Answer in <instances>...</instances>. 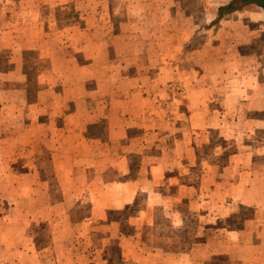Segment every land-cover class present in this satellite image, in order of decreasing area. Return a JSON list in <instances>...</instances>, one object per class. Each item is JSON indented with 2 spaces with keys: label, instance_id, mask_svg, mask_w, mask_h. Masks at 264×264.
<instances>
[{
  "label": "crops",
  "instance_id": "obj_1",
  "mask_svg": "<svg viewBox=\"0 0 264 264\" xmlns=\"http://www.w3.org/2000/svg\"><path fill=\"white\" fill-rule=\"evenodd\" d=\"M3 1L8 0H0V154H29L38 156L41 163L47 160V168L31 164L26 169L46 178L52 187H61L65 196H59L55 209L47 214L29 217L70 220L67 227L55 221L56 229L49 233L44 248L37 244L38 233L28 236L31 231L20 222L26 217L22 211L3 221L0 256L5 264H88V242L95 235H104L99 249L107 251V264L118 255L124 264H186L180 257V244L177 249L164 244L143 251L144 243L137 240L139 230H147L141 213L129 217L125 230H119L118 246L111 253L106 232L95 227L106 223L114 208L138 203L141 210H147L160 195L181 185L177 176L183 165L188 167L187 174L190 167L201 169L195 158L187 159L184 152L190 144L177 135L176 119L189 118L193 132L209 118L208 105L198 102L200 96L190 95L183 101L184 97L173 94L177 83L184 87V96L206 89L207 83L200 79L209 75V68L196 61L199 52L193 53L194 64L175 60V42L155 39L156 22L146 24L151 33L143 37L142 22L129 19L128 11L141 12L149 7L147 3L39 0L44 2L25 7L18 2L26 0L10 6ZM57 6L69 17L63 25L43 19L44 14L55 13ZM207 59L222 60L217 51ZM260 70H245L248 80L237 90L229 89L241 93L246 115L252 109L259 113L264 105L260 95L264 72ZM210 77L213 81L214 76ZM216 83L218 76L211 91ZM105 101L119 105L107 108L106 118L89 114L93 105L96 108ZM257 122L264 121L258 117ZM242 174L251 179L249 169H242ZM88 203L89 212L77 215ZM146 215V219L154 218L151 212ZM72 220L81 227L75 229ZM202 259L188 264H203Z\"/></svg>",
  "mask_w": 264,
  "mask_h": 264
},
{
  "label": "rangeland",
  "instance_id": "obj_2",
  "mask_svg": "<svg viewBox=\"0 0 264 264\" xmlns=\"http://www.w3.org/2000/svg\"><path fill=\"white\" fill-rule=\"evenodd\" d=\"M16 1L3 3L10 6ZM36 2L44 1L26 0L18 4L26 7ZM134 2L149 5L141 12L129 14L128 11L129 19L142 22L143 37L151 33V27L149 29L146 24L156 22L152 28L155 39L175 42L172 45L177 50L175 60L187 66L194 64L193 53L198 51L196 61L207 64L209 68V75L204 74L200 79L207 83L204 92L191 90L189 95L184 96L181 84L173 86V94L177 98L184 97V101L190 99V95L200 96L198 102L208 105L209 118L198 124L193 132L189 128V118L182 116L176 119L177 135L183 137V143L186 141L190 144L184 153L187 159L194 161L195 158V163L201 169L190 167L191 171L187 174L188 167L183 165L177 176L181 185L166 193L168 195H160L145 211L138 203L109 210L110 219L104 224H97L95 230L106 232L111 253L114 250L112 247L118 246L119 230H125L129 217L141 213L146 222L143 228L147 230L143 233L139 230L137 240L144 243L142 249L145 252L156 245L170 244V247L177 249L180 244V257L185 258L183 262L186 264L191 261L196 263L201 258L203 264H264V122H257L258 117L264 121V105L259 113H253L252 109L246 115L241 107V93L236 91L248 80L245 70L258 72L264 69V10L255 5H239L232 0ZM55 3H59V0ZM229 6H232L231 10ZM56 9L51 16L44 14L43 19L63 25V21L69 18L67 11L59 6ZM215 51L221 61L207 59ZM210 76H214L213 81ZM217 76L219 83L211 91L209 87L215 83ZM231 87L236 90H229ZM260 95L264 98V90L260 91ZM117 105L119 102H98L96 108L92 106L89 114L106 118L107 108ZM2 147L0 144V150ZM191 148L192 152L189 150ZM3 160L5 163L0 165V227L3 221H9L12 215L22 211L26 217L20 222L23 221L31 231L28 236L38 233L37 244L44 248L49 244V233L56 229L55 221L67 227L69 219H33L29 216L34 213L47 214L50 209H55L57 204L53 205L58 197L65 196L63 190L55 185L52 187L46 178L26 169L31 164L49 166L47 160L41 163L38 156L29 154H0V162ZM245 168L251 171V179L243 176L242 169ZM247 183L248 186L245 185ZM31 197L35 198L33 202ZM13 207L16 209L12 210ZM58 207L63 208L61 205ZM85 210L89 212V203L78 209L76 214L85 213ZM150 212L154 214L151 220L146 219V214ZM72 223L75 229L81 227L76 220H72ZM194 230L196 233L193 234ZM162 236L171 240L158 241L157 238ZM103 237L95 235L90 238L91 242L88 243L91 247L86 254L88 264H107V251L99 249L103 245ZM178 237L185 239L178 240ZM182 241L184 244L181 245ZM94 245L96 248L92 247ZM188 254H191L190 261ZM42 255H46V252L42 251ZM118 258L119 255L112 264H124ZM5 263L0 256V264Z\"/></svg>",
  "mask_w": 264,
  "mask_h": 264
},
{
  "label": "trees",
  "instance_id": "obj_3",
  "mask_svg": "<svg viewBox=\"0 0 264 264\" xmlns=\"http://www.w3.org/2000/svg\"><path fill=\"white\" fill-rule=\"evenodd\" d=\"M234 3L237 2L239 5H255L257 7H260L262 10H264V0H232ZM232 6H229L228 9L231 10ZM221 11H224L226 9H220Z\"/></svg>",
  "mask_w": 264,
  "mask_h": 264
}]
</instances>
